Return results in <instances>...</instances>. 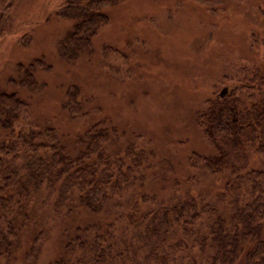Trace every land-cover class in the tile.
Returning <instances> with one entry per match:
<instances>
[{
    "label": "rangeland",
    "instance_id": "obj_1",
    "mask_svg": "<svg viewBox=\"0 0 264 264\" xmlns=\"http://www.w3.org/2000/svg\"><path fill=\"white\" fill-rule=\"evenodd\" d=\"M63 2L13 0L8 21L0 28V85L15 75L18 64L43 61L44 67L34 72L35 92L7 87L27 102L32 123L52 125L69 144L89 126L105 121L126 139H139V146L151 150L152 168L145 172L143 188L114 200L96 215L76 207L64 219L54 218L51 202L44 200L46 191L35 194L17 212L24 227L17 246L9 258H0V264H49L61 239L76 226L140 225L142 215L152 208L140 197L153 196L168 205L174 182L180 193L210 200L225 180L187 167L190 153H214L196 125V114L223 88L231 90L242 68L260 66L264 59L259 15L264 0H108L104 7L108 24L75 62L62 59L58 51V42L72 27V21L58 16ZM71 86L78 88L82 104L74 119L62 109ZM163 159L172 173H160ZM257 160L251 155L252 165L257 166ZM33 232L40 234L37 242Z\"/></svg>",
    "mask_w": 264,
    "mask_h": 264
},
{
    "label": "trees",
    "instance_id": "obj_2",
    "mask_svg": "<svg viewBox=\"0 0 264 264\" xmlns=\"http://www.w3.org/2000/svg\"><path fill=\"white\" fill-rule=\"evenodd\" d=\"M107 1L64 0L58 16L72 21V27L58 42L62 59L75 62L88 53L92 39L109 22ZM12 5L13 0H0V28ZM259 15L264 27V8ZM42 67L41 60L20 63L0 85V258H9L17 246L24 227L17 212L35 194L46 191L44 200L51 202L54 218L64 219L76 207L96 215L143 188L145 172L152 168L151 150L105 121L89 126L69 144L52 125L32 123L27 102L7 87L35 92L34 72ZM235 81L196 114V125L214 153L192 152L186 161L189 169L223 178L219 192L206 200L201 194L180 193L174 182L168 205L153 196L140 197L152 207L140 225L92 223L70 229L49 264H264V59L260 66L242 68ZM78 95L71 86L64 96L62 109L72 119L74 111L77 116L81 112ZM251 155L258 158L257 166ZM159 164L160 173L173 172L164 159ZM39 235L32 233L33 242ZM33 248L35 260L38 248Z\"/></svg>",
    "mask_w": 264,
    "mask_h": 264
},
{
    "label": "water",
    "instance_id": "obj_3",
    "mask_svg": "<svg viewBox=\"0 0 264 264\" xmlns=\"http://www.w3.org/2000/svg\"><path fill=\"white\" fill-rule=\"evenodd\" d=\"M225 93H226V88H223L221 91H220V93H219V96H224L225 95Z\"/></svg>",
    "mask_w": 264,
    "mask_h": 264
}]
</instances>
